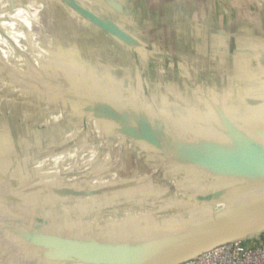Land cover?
Wrapping results in <instances>:
<instances>
[{
	"label": "crops",
	"instance_id": "crops-1",
	"mask_svg": "<svg viewBox=\"0 0 264 264\" xmlns=\"http://www.w3.org/2000/svg\"><path fill=\"white\" fill-rule=\"evenodd\" d=\"M11 1L15 14L10 27H29L32 21L25 19L21 4ZM76 1L116 23L138 46L110 37L62 0H45L52 21L47 19L40 29L44 39L50 38L48 45L61 51L49 49L45 61L40 56L42 67L34 57L28 67H39V74L24 73L25 80L0 61V104H8L21 120L11 127L0 120V218L7 220L0 223V264L23 252L53 259L137 256L154 241L189 235L198 229L195 213L213 205L199 204L196 197L213 187L180 158L220 154L244 136L264 140V0ZM7 10L0 5V20L10 14ZM16 34L0 32V42L19 50L23 37ZM8 51L0 48L4 58L20 66L18 55ZM50 61L55 65L47 68ZM97 95L117 102L111 109L124 111L132 130L122 132L126 125L108 118L98 121L89 108ZM65 116L94 121L100 133L115 136L127 148L126 183L108 188L104 199H85L84 176L73 171V154L83 136L66 127ZM136 116L145 124L140 130ZM151 132L160 147L146 140ZM136 134L143 138L136 141ZM57 157L68 175L31 166ZM97 166L94 175L101 177L105 173ZM123 198L157 201L165 210L155 223L140 215L120 223L112 213L109 222L90 216ZM37 216L46 223L35 232ZM13 221L20 227H13ZM20 259L23 264H90L37 256L15 261Z\"/></svg>",
	"mask_w": 264,
	"mask_h": 264
},
{
	"label": "water",
	"instance_id": "water-1",
	"mask_svg": "<svg viewBox=\"0 0 264 264\" xmlns=\"http://www.w3.org/2000/svg\"><path fill=\"white\" fill-rule=\"evenodd\" d=\"M70 9H72L78 16L82 19L88 21L93 26L97 27L110 37L118 40L123 44H128L134 47L138 46V43L128 34L126 31L121 29L116 23L110 21L109 19L89 10L84 5L76 0H62ZM261 64L264 68V58H261ZM88 103L87 100H85ZM117 105V102L110 101L104 97L97 95V101L90 104V110L93 112L94 116L98 121H102L104 118H108L112 121H117L125 124L127 122L128 116L125 112L115 111L111 109V105ZM122 104V103H121ZM108 105V106H107ZM123 105V104H122ZM129 107V105H128ZM137 111L134 110L136 114ZM134 114V115H135ZM142 117L133 118L134 122L139 126V130L145 126L144 122L141 120ZM94 122V121H93ZM123 127L122 132L126 130H132L128 124ZM128 125V126H127ZM133 127V126H131ZM134 132V127H133ZM141 132V131H140ZM135 133V132H134ZM108 138H112L116 143L123 148V155L127 153V148L123 144H119L116 137L110 135L109 133H103ZM151 132L150 140L151 144L160 147L152 137ZM141 135H134L136 141H140L143 137ZM232 148L228 147L224 149L222 153H212L200 155L194 158H180V162L188 164H193L198 170H192V174L197 177H206L213 187V190L206 195H198L196 197V202L199 204H216L220 202H225L227 193H231L232 199L240 195H253L255 192L264 191V140H256L247 136H244L237 142L229 144ZM122 155V156H123ZM160 173L163 172L159 169ZM85 174V185L84 194L86 197L97 198V200L104 199L102 194L108 188L117 185H123L126 183V178L121 181L115 182L109 186L101 187L98 190H88L85 191V186L87 181L98 175ZM106 175V174H104ZM151 181L154 183V178L151 177ZM98 195V197H96ZM259 195V194H258ZM248 197V196H247ZM264 198V197H261ZM100 199V200H101ZM89 201V200H87ZM122 202L115 201L112 206L108 209L103 208L99 210H93L91 212V217L95 219H100L109 222L110 219H102L100 214L107 212L108 215L112 213L115 214V208L126 209L135 205L144 208L143 213L139 214L142 216L143 220L147 223H155L157 217L165 210V205L157 201H147L145 198L142 201L128 200L123 198ZM114 216V215H113ZM135 215L131 214L124 218H115L116 223H120L126 219H129ZM196 224L197 230L193 233L174 239L171 241L161 240L154 241L148 247L138 250L137 256L136 252L120 256H101L97 254L93 255H72L64 259H58L57 257L50 258L48 256H42L39 254L30 253H20L12 257L11 259H5L4 264L15 258H22L24 256H37L49 260L62 261L65 263H72L76 261H83L90 264H181L186 260L205 252L213 247L221 245L231 240H243L242 235L250 238H255L260 233L264 232V204L253 208L252 210L239 211L231 217H227L215 225L202 226L193 216ZM46 223V219L43 216H37L34 221V230L38 232ZM13 227H20L18 223L12 222ZM167 244V245H166ZM23 264V263H22Z\"/></svg>",
	"mask_w": 264,
	"mask_h": 264
},
{
	"label": "rangeland",
	"instance_id": "rangeland-1",
	"mask_svg": "<svg viewBox=\"0 0 264 264\" xmlns=\"http://www.w3.org/2000/svg\"><path fill=\"white\" fill-rule=\"evenodd\" d=\"M12 2L13 1H11V0H0V5H2L4 8H8L7 12L11 11L10 14L4 13L3 18L0 20V32H4V31L11 32L12 31L15 34L16 33L21 34V36L23 37V38H21V43H22L21 45L22 46L19 50H16L14 48L8 49L4 42H2L3 44L0 42V48L2 47L6 52L9 50L8 52H12L13 54L18 55L19 60H21V62H20L21 64L19 66L17 64V62H15L14 60L6 59L1 54H0V61L2 63H5V65H9L12 69L19 71V73H20L19 75H21L22 77L24 76V73L31 75L30 71H33V70L39 74V67H42V65H40L38 63L39 57L41 56L40 59H42V60L44 59L43 61H45V58H46L45 55L49 53V49L52 52L61 51L60 46H55V44L52 46L48 45L49 44L48 40L50 38L44 39L43 34L45 32L40 29V28L44 27L45 21H47V19H49V17L45 13V12H48L47 6H48L49 2L45 3V0H17V4L20 3L21 7H23L22 9L20 8V10L25 11L24 12L25 13L24 14L25 19L26 20L29 19L32 21V24L29 27H27L25 23L24 24L21 23L20 24L21 25L20 31L10 27V26H12L11 25V22H12L11 16H12V13H14L12 10ZM99 2L102 3L101 1L98 0V4H99ZM45 8L47 9V11L45 10ZM18 9H19V7H18ZM33 10H35L36 16L32 15ZM50 20L51 19H49V22H50ZM15 23H17V22L15 21ZM35 23H37V25L39 26V27H36V32H37L36 37L34 36V32H33V28H35ZM44 36H45V34H44ZM44 41H46V43H44ZM255 41L256 40H254V42ZM34 57H35L37 66H39L35 69L33 68V66L28 67L29 64L34 65V62L32 61V59ZM27 59H29V61ZM244 59H248V58H244ZM53 65H55V63L54 62L51 63V61H50V63L47 64V68H49V66L52 67ZM23 79L25 80L26 76H24ZM31 80L33 81V77ZM141 90L143 92L144 87H141ZM19 112L21 113V110H19ZM14 114L9 110L8 104H0V120L3 119L4 122L6 123V125H8V127H11L13 125V122L15 121V119L18 123H21V120L15 116L16 114L15 115ZM62 121H64V123L66 124V127L76 129V131L79 133L81 138L83 136V140L80 143L81 145H79L76 148V150L74 151V154H73V158H74L73 171H74V173L78 174L77 176H79V175L84 176L85 175L84 173L86 171L82 170L80 173H78V171H80V168H82L81 167L82 163H81V160L80 161L78 160V156H77L78 153L76 154V152H77L79 147L81 148V146H83L82 144H84L85 140L87 139L86 136H85L86 139L84 138L85 122L81 121L79 118H76L73 116H69V117L65 116L62 118ZM204 129L206 130V128H204ZM87 130L90 131L88 128H87ZM225 138L227 140H229V137L225 136ZM105 149H108L111 152L113 150V149L111 150V147H105ZM102 155H103L102 152H99L95 155L93 165L97 164L99 166L100 161L102 159ZM113 156H114V153H113ZM55 160L58 162L55 165L56 167L53 166L52 169H49V168L48 169L55 171V173L57 175H62V173L57 172V169L59 171H62V169H65L64 173L66 175H68L69 169H68V167L67 168L63 167L59 157L55 158L53 161H50V162H49V159L43 158L41 160L35 161L34 163L31 164V166L34 169L38 168V166H40V167L44 166L47 168L49 166V164H54ZM94 169H95V166H94ZM121 170H122V173L116 172L114 175L119 179L126 178V171H123L124 169H121ZM34 172H35V170H34ZM35 174L38 175L40 173L35 172ZM81 174H84V175H81ZM158 175L161 176L162 173H159ZM93 176H95V175H93ZM85 188H86V186H85ZM85 191H88V189H85ZM3 193H5V192H3ZM262 194H264V191H262L260 193L255 192L253 195H247V193H245V195H240V196L238 195L232 199L231 193L228 192L227 197L225 198L226 203L222 201L220 203L209 205V207L206 206L202 210L201 213H195L194 217H196V219H198L199 223L201 224L199 226H202V224H205L204 227L206 226V224L210 225V226L215 225V224H217V222H219V221H221L227 217H231L232 215H235L239 211L252 210L253 208H256L257 206L264 204V198H261V197H264V196H261ZM96 197H98V195ZM147 198L149 199V196ZM96 200H97V198H94V200H89V201H96ZM120 202H122V201H119V203ZM143 209L144 208L139 207V205H135V206H132L130 208V211L133 215H139V214L143 213ZM114 210H115L114 211L115 213H119L121 211V209L119 207L118 208L116 207ZM124 211H125V208H124ZM104 215H107V213ZM107 216H108V218L106 217V219H110L109 215H107ZM114 219H115V217H114ZM6 221L7 220L5 218L4 219L0 218V223L6 224ZM241 237H243L244 242L251 241L253 239L250 237H246L244 235H242ZM12 261H14L13 264H22L23 263L21 259L18 260V262L15 261V259H12ZM8 264H10V263H8Z\"/></svg>",
	"mask_w": 264,
	"mask_h": 264
},
{
	"label": "built area",
	"instance_id": "built-area-1",
	"mask_svg": "<svg viewBox=\"0 0 264 264\" xmlns=\"http://www.w3.org/2000/svg\"><path fill=\"white\" fill-rule=\"evenodd\" d=\"M85 133L84 136L87 137L85 143L79 147L76 154L78 153V160H81L82 168H80V173L82 170L86 171L84 174H94L95 169L93 165L95 155L102 152V159L98 166V169L104 172L106 175L101 177H94L87 181L86 189L88 190H98L101 187L109 186L115 182L121 181L114 174L116 172L122 173L121 169H125V153L123 155V148L119 146L116 141L112 138H108L103 133H100L98 125L93 122H85ZM87 128L90 130L88 131ZM105 147H111V150L105 149ZM114 153V156H113ZM123 155V156H122ZM57 160V159H56ZM55 160L54 164H49L47 169H52L58 162ZM42 167V166H41ZM38 166V168H41ZM56 167V166H55ZM57 169V168H56ZM65 169L59 171L62 175ZM124 171V170H123ZM76 176L78 175L75 173ZM81 174V175H84ZM93 198L86 197V200H91ZM130 208L121 209L119 213L113 214L115 218H124L131 215ZM100 214L102 219L108 218V213ZM181 264H264V232L260 233L258 236L253 238L251 241L244 242L243 240H231L216 247H213L205 252H202Z\"/></svg>",
	"mask_w": 264,
	"mask_h": 264
},
{
	"label": "bare ground",
	"instance_id": "bare-ground-1",
	"mask_svg": "<svg viewBox=\"0 0 264 264\" xmlns=\"http://www.w3.org/2000/svg\"><path fill=\"white\" fill-rule=\"evenodd\" d=\"M261 196H264V194H262ZM207 214V213H206Z\"/></svg>",
	"mask_w": 264,
	"mask_h": 264
}]
</instances>
